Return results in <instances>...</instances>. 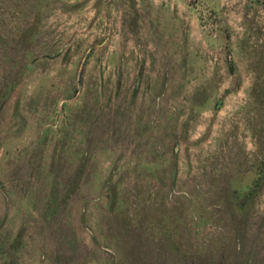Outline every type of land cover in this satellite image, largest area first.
Wrapping results in <instances>:
<instances>
[{
  "label": "rangeland",
  "instance_id": "1",
  "mask_svg": "<svg viewBox=\"0 0 264 264\" xmlns=\"http://www.w3.org/2000/svg\"><path fill=\"white\" fill-rule=\"evenodd\" d=\"M0 264H264V0H0Z\"/></svg>",
  "mask_w": 264,
  "mask_h": 264
}]
</instances>
